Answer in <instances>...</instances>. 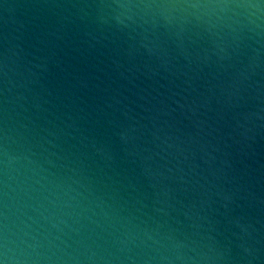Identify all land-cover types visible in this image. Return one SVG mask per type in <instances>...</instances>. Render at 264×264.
I'll use <instances>...</instances> for the list:
<instances>
[{
    "label": "water",
    "instance_id": "95a60500",
    "mask_svg": "<svg viewBox=\"0 0 264 264\" xmlns=\"http://www.w3.org/2000/svg\"><path fill=\"white\" fill-rule=\"evenodd\" d=\"M0 264H264V0H0Z\"/></svg>",
    "mask_w": 264,
    "mask_h": 264
}]
</instances>
